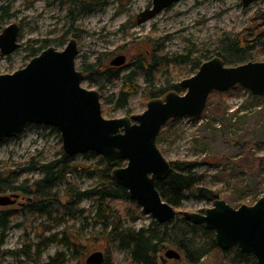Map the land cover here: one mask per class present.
I'll use <instances>...</instances> for the list:
<instances>
[{"label":"rangeland","instance_id":"1","mask_svg":"<svg viewBox=\"0 0 264 264\" xmlns=\"http://www.w3.org/2000/svg\"><path fill=\"white\" fill-rule=\"evenodd\" d=\"M152 1L109 0L105 7L79 14L72 27L68 0H0V5L11 6V16L0 19V33L11 23H18L21 28L20 47L9 55L0 51V74L12 73L30 62V40H38L40 44L43 39L59 38L68 30L66 44L72 37L78 40L76 64L79 69L85 60L92 62L100 56L106 57L110 64L115 56L126 54L127 61L122 68V73L126 74L135 67L131 64L132 59L147 50L158 48L159 53L172 58L191 55L206 59L216 56L212 50L226 31H261L264 28L261 19L264 0H256L248 7L243 6L242 0H180L153 19L138 24L137 15L151 6ZM66 44L57 46L52 43L60 50ZM255 54L256 61H264V47L256 49ZM193 74L190 62H175L158 69L153 80L160 83L169 77L174 82H181ZM137 79L142 84L147 82L144 73H140ZM82 84L89 89L99 90L103 113L107 118L142 113L149 102L144 94L137 92L131 96L127 107L118 108L111 94L118 90L119 79L105 89H100L97 82L88 78ZM222 92L227 93L211 95L209 107L201 116H184L168 122L161 131L163 138L159 147L170 161L192 162L193 170L204 176L200 186L217 192L219 198L234 207L251 205L264 196V95L254 98L241 85ZM237 109L238 114L232 116ZM212 121L216 128L209 125ZM60 148L63 145L58 129L38 124L27 127L19 135L0 143V173L9 175L18 167H23L17 181L38 178L41 172L30 169L27 162L32 158L44 161L57 158ZM99 156L96 153L86 158L79 154L74 160L83 164L95 163ZM73 180L80 188L86 189L94 185L98 178H89L81 172ZM1 194L11 195L12 192ZM19 194L16 203L0 205V210L14 209L18 212L9 225L5 243L0 249V264H11L17 259L18 250L25 245L37 244L44 237L58 233V238H62L65 230L69 234L79 231L83 246L74 252L59 241L51 242L46 246L41 261L64 252V264H86L92 252L102 250L110 256L111 264H132L129 252L107 239L99 227L88 226L87 219L81 213L60 216L62 220L58 225L57 220L27 215L28 197L21 192ZM62 199L65 200V197ZM93 202L92 198H84L76 208L91 207ZM116 204L127 213L126 227L139 229L155 220L146 213L132 221L136 206L129 200H119ZM212 205L213 201L197 193L183 201L179 210L197 212ZM20 222L23 224L18 225ZM47 227L51 229L47 230ZM170 248L175 249L167 246L161 254L165 256ZM161 254L162 264L175 262V259L161 258ZM223 260L224 255L218 249L206 256L201 264H221Z\"/></svg>","mask_w":264,"mask_h":264},{"label":"water","instance_id":"2","mask_svg":"<svg viewBox=\"0 0 264 264\" xmlns=\"http://www.w3.org/2000/svg\"><path fill=\"white\" fill-rule=\"evenodd\" d=\"M180 0H153L137 15L138 24L153 19ZM256 0H242L248 7ZM21 28L11 23L0 33V51L12 54L20 47ZM78 40L72 37L64 49L51 45L34 56L23 68L0 74V143L22 133L30 124L47 125L61 132L63 150L69 155L92 151L113 167V178L128 190L132 200L160 223H168L180 212L193 223L214 230L215 243L226 250L237 246L264 264V196L254 204L234 207L218 198L204 211H178L163 199L157 187L172 171L171 161L158 145L163 127L184 116L199 117L214 91L237 85L253 95H264V61L227 65L219 56L204 61L197 72L180 83L184 93L175 91L154 98L138 114L118 118L104 116L99 90L83 86L85 74L76 64ZM127 55L115 56L110 64L123 66ZM126 164L118 166V160ZM19 193L1 194L0 205L17 202ZM163 259H180L170 248ZM102 250L92 252L86 264H104Z\"/></svg>","mask_w":264,"mask_h":264},{"label":"trees","instance_id":"3","mask_svg":"<svg viewBox=\"0 0 264 264\" xmlns=\"http://www.w3.org/2000/svg\"><path fill=\"white\" fill-rule=\"evenodd\" d=\"M68 1L70 3L69 15L72 17V27L79 14L94 12L109 3V0ZM8 16H11V6L0 5V19ZM261 19L264 27V12L261 13ZM69 32L70 30L59 38L43 39L40 44L38 40H30L29 56L33 58L42 50L51 46L52 43L57 46L65 45ZM75 36L78 35L75 34ZM260 47H264V28L261 31L257 29L240 32L226 31L212 52L221 57L226 64L238 65L248 61H256L255 50ZM212 57L208 56L206 59H201L200 56L183 55L172 58L167 54L159 53L158 48H155L135 56L131 61V64H134L135 67L126 74L122 73V67L112 66L106 61V57L100 56L92 62L85 60L81 69L84 71L85 78L97 82L100 89H105L110 83H114L119 79L120 86L111 95L116 106L124 108L129 105L131 96L137 92L144 94L148 101L154 98H163L172 91L184 93L185 89L181 83L174 82L169 77L163 82H155L153 80L155 72L158 69L169 67L175 62H190L195 73L204 61ZM140 73L146 75L147 82L145 84L140 83L137 79ZM226 93L214 91L211 95ZM253 97L257 98L259 96L253 95ZM208 103L207 107H209ZM129 111L131 110L129 109ZM238 112V109L234 110L231 115L235 116ZM35 125L30 124L28 127ZM209 125L216 128L214 122H210ZM54 130H57V128L54 127ZM162 138L159 135L158 145ZM94 154L96 153L89 151L81 155L88 158ZM56 155L57 158L45 161L32 158L27 162L30 169L41 172V176L35 179L17 181L23 167H18L9 175L0 173V194L6 191L21 192L28 197L27 215L34 214L37 217L57 220L58 225L62 220L60 216L66 217L74 213H81L87 219L88 226L99 227L101 233L107 239L117 243L121 250L128 251L132 264H162L160 254L167 246L175 247L181 254V258L175 259L173 264H201L206 256L218 249L224 255L221 264H259L252 254L242 252L237 246H232L226 250L220 248L214 241V230L207 228L204 224L193 223L180 212L168 223H160L154 220L150 225L139 229L126 227L125 219L127 215L125 214L127 213L121 210L116 204L117 201L129 200L136 206L134 215L131 218L132 221L137 220L146 212L135 200L130 198L127 188L113 178V167L108 164L106 159L99 156L95 163H78L74 159L79 154L69 155L63 148H60ZM124 162V159H119L118 166H123ZM171 164V173L166 179L159 181L157 187L163 199L178 211H180L183 201L197 193L213 202L219 198L217 192L200 186L204 176L193 170L194 165L192 162L175 160L171 161ZM81 172L89 178H98L97 182L86 189L80 188L73 178ZM63 196L65 200L62 199ZM84 198H92L94 200L92 206L77 209L76 205ZM17 213V210L14 209L0 210V249L5 243L6 233L10 228L9 225ZM22 224L23 222L18 223V225ZM46 229L51 228L47 227ZM58 236V233H54L51 236L42 238L37 244L23 246L17 251V259L11 264H64L66 262L64 252H58L50 256L47 261H41L46 246L51 242L59 241L76 252L79 247L83 246V243L79 240V231H76V234H69L65 230L62 232V238H58ZM104 264H111L109 255H106Z\"/></svg>","mask_w":264,"mask_h":264},{"label":"flooded vegetation","instance_id":"4","mask_svg":"<svg viewBox=\"0 0 264 264\" xmlns=\"http://www.w3.org/2000/svg\"><path fill=\"white\" fill-rule=\"evenodd\" d=\"M124 66V65H123ZM123 66H115V67H122L123 68Z\"/></svg>","mask_w":264,"mask_h":264}]
</instances>
